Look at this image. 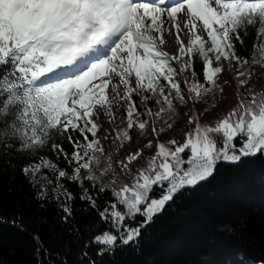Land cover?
I'll return each mask as SVG.
<instances>
[{
	"label": "snow or ice",
	"instance_id": "1",
	"mask_svg": "<svg viewBox=\"0 0 264 264\" xmlns=\"http://www.w3.org/2000/svg\"><path fill=\"white\" fill-rule=\"evenodd\" d=\"M165 33L174 38L175 53L164 50ZM249 36V55L241 56L237 44L246 47ZM231 68L237 70L224 84L240 93L235 106L201 123L208 109L195 106L210 94L213 109L215 101L224 103L219 80ZM118 102L127 105L124 126L103 139L118 154L134 130L149 138L114 161L96 121L103 111L115 124ZM178 105L187 108L190 130L182 143L162 141L178 123ZM10 156L26 161L20 172L38 210L55 205L50 229L71 236L65 251L54 253L33 234L34 264H69L71 244L78 246L73 264H102L98 258L135 244L221 162L264 157V0H0V158ZM105 192L110 197L100 205ZM77 199L98 217L87 239L73 224Z\"/></svg>",
	"mask_w": 264,
	"mask_h": 264
},
{
	"label": "trees",
	"instance_id": "2",
	"mask_svg": "<svg viewBox=\"0 0 264 264\" xmlns=\"http://www.w3.org/2000/svg\"><path fill=\"white\" fill-rule=\"evenodd\" d=\"M245 44L246 47L237 44V51L247 57L251 36ZM194 68L202 79L199 60ZM134 99L139 102L140 98L134 96ZM126 107L122 102L114 105L113 129L117 123L121 128L124 126L121 113ZM143 108L144 105H140L141 112ZM106 132L115 138L114 130ZM132 135L146 141L135 130ZM99 137L113 160L128 153L119 151L120 155L114 156L116 149L111 142ZM160 140L165 141L161 137ZM65 147L71 151L67 143ZM46 154L52 157L51 152ZM25 162L16 156L0 158V264H34L32 235L36 233L54 253L64 252L71 242L68 233L52 231L49 227L56 212L55 205L44 212L38 210L32 198L33 189L20 172ZM58 163L67 167L63 158ZM66 184L74 195L79 193L75 184ZM159 194V189L152 193L153 196ZM109 197V192L100 194L98 203L104 205ZM74 212L73 224L84 229L87 239L88 226L98 217L79 199L74 203ZM129 223L135 224L134 221ZM71 248L69 264H73L78 251L76 244H71ZM98 259H102V264H261L264 261V157L245 158L237 165L221 162L208 181L178 195L149 227L142 230L135 244L120 245L114 254Z\"/></svg>",
	"mask_w": 264,
	"mask_h": 264
},
{
	"label": "rangeland",
	"instance_id": "3",
	"mask_svg": "<svg viewBox=\"0 0 264 264\" xmlns=\"http://www.w3.org/2000/svg\"><path fill=\"white\" fill-rule=\"evenodd\" d=\"M201 35H205V33L203 32V30L201 29ZM165 39L167 41V43L163 46L164 50L168 51L169 53H175L177 50V45L174 42V38L171 35H168L167 33H165ZM237 69L235 68H231L229 69V71H226L224 73L223 76L220 77L219 83L224 85V95L226 97V100L224 101V103H219L218 101H215L216 103H218V107L213 109L212 108V103L214 102L212 99L211 94L206 98V101L200 104H197L195 106V109L197 112H200L202 110H204L205 108L208 109V114L204 115L201 117V123H208L211 121H214L215 118L220 117L224 114V112L230 107V106H235L236 101H237V97L240 95L239 92H236L233 85L232 84H224V80L226 78H228L229 76L233 75L235 73ZM185 75H188L187 73H185ZM255 80V77L253 78ZM114 82H118V78L117 80H115ZM257 88H259V85H256ZM120 92H123V87H120ZM219 95V94H217ZM120 103V102H119ZM178 107V112L179 115L176 117L178 119V123H176V125L174 126V128L170 131H167L165 134L161 135V139L167 141L169 139H176L178 142L182 143L184 136L183 133L186 131L190 130V126L187 125L186 120H187V116L184 115V113L187 111V108L185 107H180L179 105ZM98 124L102 125L100 132L98 133V136L101 135V137L103 138L105 133L104 131H108L111 132L112 130H114L115 128L120 127L121 125L119 123L116 124V126L113 129V124L109 123L108 121V117L106 114L103 113V111L101 112V115L99 116V118L96 121ZM144 139H148V136L143 137ZM144 140H138L137 138H133L132 142L128 145H126L122 150L120 151H124L129 152L131 150H134L135 148L142 146L144 143ZM114 147V149H116L117 145L111 143ZM117 154V152H115L114 156ZM118 155H120L118 153ZM115 161V160H114ZM142 163V161H141ZM136 167V165H135ZM118 167H117V171H118ZM122 175V180L123 181H128L129 178L127 176H123ZM110 180V176H105L103 178L104 183H107Z\"/></svg>",
	"mask_w": 264,
	"mask_h": 264
}]
</instances>
